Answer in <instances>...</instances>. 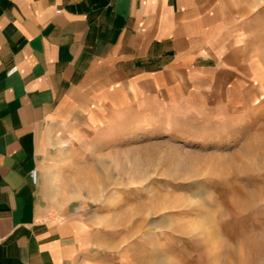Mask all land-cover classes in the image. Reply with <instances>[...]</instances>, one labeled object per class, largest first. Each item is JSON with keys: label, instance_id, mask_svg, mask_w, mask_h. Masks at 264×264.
<instances>
[{"label": "crops", "instance_id": "1", "mask_svg": "<svg viewBox=\"0 0 264 264\" xmlns=\"http://www.w3.org/2000/svg\"><path fill=\"white\" fill-rule=\"evenodd\" d=\"M244 14L240 0H0V264H95L92 218L52 199L46 161L131 108L233 96L252 71Z\"/></svg>", "mask_w": 264, "mask_h": 264}, {"label": "rangeland", "instance_id": "2", "mask_svg": "<svg viewBox=\"0 0 264 264\" xmlns=\"http://www.w3.org/2000/svg\"><path fill=\"white\" fill-rule=\"evenodd\" d=\"M240 6L233 96L131 108L46 161L52 199L92 218L95 264H264V0Z\"/></svg>", "mask_w": 264, "mask_h": 264}, {"label": "built area", "instance_id": "3", "mask_svg": "<svg viewBox=\"0 0 264 264\" xmlns=\"http://www.w3.org/2000/svg\"><path fill=\"white\" fill-rule=\"evenodd\" d=\"M17 68L13 67L9 70V73H13ZM37 176H38V170L37 169H33L31 171V177L32 179L36 182L37 181Z\"/></svg>", "mask_w": 264, "mask_h": 264}]
</instances>
